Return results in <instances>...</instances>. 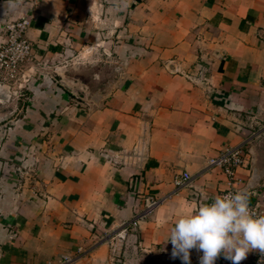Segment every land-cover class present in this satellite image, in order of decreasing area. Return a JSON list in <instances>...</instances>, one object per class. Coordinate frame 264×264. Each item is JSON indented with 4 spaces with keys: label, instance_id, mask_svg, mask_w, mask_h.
<instances>
[{
    "label": "crops",
    "instance_id": "1",
    "mask_svg": "<svg viewBox=\"0 0 264 264\" xmlns=\"http://www.w3.org/2000/svg\"><path fill=\"white\" fill-rule=\"evenodd\" d=\"M23 18V89L0 84V264H183L170 230L229 189L209 165L227 148L264 208V0H0V47ZM100 48L112 72L84 94L51 73Z\"/></svg>",
    "mask_w": 264,
    "mask_h": 264
},
{
    "label": "clouds",
    "instance_id": "2",
    "mask_svg": "<svg viewBox=\"0 0 264 264\" xmlns=\"http://www.w3.org/2000/svg\"><path fill=\"white\" fill-rule=\"evenodd\" d=\"M249 201L248 192L240 191L180 214L168 241L173 259L191 264L192 249L203 253L200 264H215L221 255L240 264L254 250L264 254V216H256Z\"/></svg>",
    "mask_w": 264,
    "mask_h": 264
},
{
    "label": "built area",
    "instance_id": "3",
    "mask_svg": "<svg viewBox=\"0 0 264 264\" xmlns=\"http://www.w3.org/2000/svg\"><path fill=\"white\" fill-rule=\"evenodd\" d=\"M30 25L28 18H23L19 21L11 23L7 26V37L0 47V84L4 86L10 85L12 82H17L18 89L22 91L23 82L26 76L23 74V65L27 62L33 52V46L27 38V30ZM21 91L15 92L20 94ZM0 138V145H1ZM245 163V151L243 148H227L219 156L210 159V167L221 169L229 180V189L224 191L220 197L235 194L242 190L236 187L237 180L235 176L236 169L242 167ZM191 181L189 173H184L178 176L174 183L178 189L185 187ZM159 205V201L147 198L146 210L142 217L149 216L153 210ZM251 211L256 216H264V208L259 204H251L249 202ZM136 225V222L134 223ZM254 261L243 264H264V254L259 250ZM73 259L65 256L63 262L65 264L72 263Z\"/></svg>",
    "mask_w": 264,
    "mask_h": 264
},
{
    "label": "rangeland",
    "instance_id": "4",
    "mask_svg": "<svg viewBox=\"0 0 264 264\" xmlns=\"http://www.w3.org/2000/svg\"><path fill=\"white\" fill-rule=\"evenodd\" d=\"M111 62V58L104 54L103 49H86L64 63L61 66L63 67L62 69L53 68L51 73L58 79L65 80L66 85H70L76 95H81L87 90L84 85L80 84L91 83L95 77L104 79L110 75L112 72L109 69ZM63 76H66V78L64 79ZM70 76H73L72 79H69ZM96 83L99 84L100 80H97ZM89 86L94 88L92 85Z\"/></svg>",
    "mask_w": 264,
    "mask_h": 264
}]
</instances>
